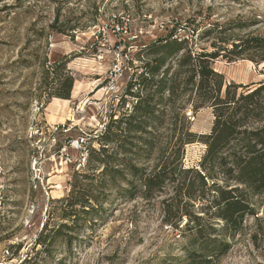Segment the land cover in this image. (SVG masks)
<instances>
[{
    "label": "rangeland",
    "instance_id": "374dc122",
    "mask_svg": "<svg viewBox=\"0 0 264 264\" xmlns=\"http://www.w3.org/2000/svg\"><path fill=\"white\" fill-rule=\"evenodd\" d=\"M208 13L209 21H263L247 32H264V0H0V264L26 255L42 264H178L187 238L162 223L163 195L114 202L105 223L83 228L69 249L58 242L45 255L32 247L43 223L58 220L56 199L83 169L86 148L97 147L93 137L130 109L125 94L141 71L139 46ZM62 55L74 77L70 98H46L42 65ZM212 66L226 84L264 79V63L219 57ZM189 120L191 130L208 133L212 110ZM203 151L200 142L187 145L184 165ZM256 199V216L213 264H264V196Z\"/></svg>",
    "mask_w": 264,
    "mask_h": 264
},
{
    "label": "trees",
    "instance_id": "16d2710c",
    "mask_svg": "<svg viewBox=\"0 0 264 264\" xmlns=\"http://www.w3.org/2000/svg\"><path fill=\"white\" fill-rule=\"evenodd\" d=\"M209 19V13L186 19L139 46L141 71L125 94L130 109L93 137L97 147L86 148L83 169L56 199L58 220L43 223L32 252L50 255L58 242L69 249L85 236L83 228L105 223L116 201L163 195L162 223L187 238L178 264H213L243 231L246 217L256 216V198L264 196V79L226 84L212 64L219 57L264 63V32H247L263 21ZM206 42L211 50L201 45ZM69 60L62 55L43 63L46 98H70ZM204 107L212 110V125L196 133L189 114ZM195 142L204 151L185 166V147ZM31 260L26 255L18 264H42Z\"/></svg>",
    "mask_w": 264,
    "mask_h": 264
}]
</instances>
